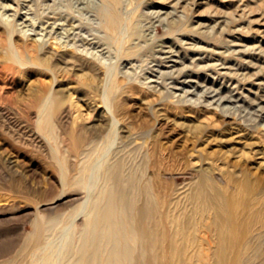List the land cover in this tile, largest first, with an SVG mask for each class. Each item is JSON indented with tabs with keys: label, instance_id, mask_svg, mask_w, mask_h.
<instances>
[{
	"label": "rangeland",
	"instance_id": "rangeland-1",
	"mask_svg": "<svg viewBox=\"0 0 264 264\" xmlns=\"http://www.w3.org/2000/svg\"><path fill=\"white\" fill-rule=\"evenodd\" d=\"M112 7L106 0H0V35L12 33L29 48V70L7 78L9 86L26 100L56 89L65 121L87 127L110 117L104 96L112 69L125 89L122 148L164 150L161 173L151 163L147 174L163 186L172 218L206 238L200 246L185 242L172 264H264L244 261V229L264 230V0H120L124 29L128 21L136 31L124 47L106 26ZM37 57L45 69L34 65ZM0 123L13 125L0 129V263L19 256L42 214L59 220L44 231L49 242L69 233L77 244L84 220L77 212L88 193L64 187L61 172L71 175L78 165L64 164L67 151L47 144L36 126L22 132L14 114L2 112ZM12 145L22 147L20 162ZM167 226L170 237L180 227L172 219Z\"/></svg>",
	"mask_w": 264,
	"mask_h": 264
},
{
	"label": "bare ground",
	"instance_id": "bare-ground-1",
	"mask_svg": "<svg viewBox=\"0 0 264 264\" xmlns=\"http://www.w3.org/2000/svg\"><path fill=\"white\" fill-rule=\"evenodd\" d=\"M106 1L113 6L108 9L106 26L114 41L124 47L136 31L131 33L128 21L124 29L125 20L116 8L120 0ZM28 49V46L13 42L12 33L6 39L0 35V114H14L23 121L22 132L27 133L28 127L36 126L39 132L46 134L47 144L56 150L64 148L68 153V156L61 157L64 164L74 161L78 167L71 175L61 172V181L64 187L85 189L88 199L77 212L78 216H84L77 244L69 233L49 242L47 233L57 224L58 217L52 216L48 221V216L42 214L35 218L33 235L27 237L28 242L21 246L19 256L0 264H172L182 254L185 242L197 240L200 246L199 243L206 238L200 240L194 232L185 231L177 217L172 218L166 210L163 186L156 183L155 176L147 174L151 163L158 165L157 173H161V165L166 160L164 150L154 148L152 143L132 149L122 148L127 143V135H120L124 129L119 126L124 117L121 115L124 87L120 86L123 81L112 69L108 71L111 83L105 90L104 101L110 117L104 124L97 122L87 127L76 121L68 124L63 118L64 96L56 89H45L26 100L19 98L15 85L9 86L7 78L29 70L23 67L29 63ZM37 58L41 63L34 62V65L45 69L48 65L46 59ZM129 86L135 88L132 82ZM116 92L120 99L113 100L111 95ZM22 101L26 103L24 106H21ZM12 127L0 123L2 130L9 131ZM30 137L38 144L42 141L38 134L34 136L32 133ZM12 146L16 152L12 151L10 156L20 162L22 147ZM168 219L180 225L171 237ZM193 219L194 216L188 218L187 222H192L189 227L193 225ZM45 221H48L46 227ZM194 225L197 231L196 223ZM43 244L45 246L39 248ZM199 252L206 258L209 255V250ZM224 255L225 252L222 257ZM198 256L206 262L205 258ZM251 257L264 260V230L251 232L244 229V261Z\"/></svg>",
	"mask_w": 264,
	"mask_h": 264
}]
</instances>
